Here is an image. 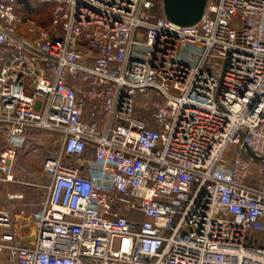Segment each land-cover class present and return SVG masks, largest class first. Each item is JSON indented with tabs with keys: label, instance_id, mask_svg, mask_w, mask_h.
<instances>
[{
	"label": "built area",
	"instance_id": "1",
	"mask_svg": "<svg viewBox=\"0 0 264 264\" xmlns=\"http://www.w3.org/2000/svg\"><path fill=\"white\" fill-rule=\"evenodd\" d=\"M37 132L46 197L0 210V264H264V0L192 27L162 0H0V184Z\"/></svg>",
	"mask_w": 264,
	"mask_h": 264
},
{
	"label": "rangeland",
	"instance_id": "2",
	"mask_svg": "<svg viewBox=\"0 0 264 264\" xmlns=\"http://www.w3.org/2000/svg\"><path fill=\"white\" fill-rule=\"evenodd\" d=\"M53 7L31 5V12L27 18L36 27L48 28ZM57 135L53 133L37 132L31 137L28 145L19 154L15 166L16 183L0 184V210L9 211L17 221L35 216L46 197V178L42 174V166L46 157L52 155L58 147ZM257 167H251L248 184L261 181L257 174ZM23 196L21 200H11L12 196Z\"/></svg>",
	"mask_w": 264,
	"mask_h": 264
},
{
	"label": "water",
	"instance_id": "3",
	"mask_svg": "<svg viewBox=\"0 0 264 264\" xmlns=\"http://www.w3.org/2000/svg\"><path fill=\"white\" fill-rule=\"evenodd\" d=\"M162 4L167 21L180 27H192L202 19L207 0H162Z\"/></svg>",
	"mask_w": 264,
	"mask_h": 264
},
{
	"label": "trees",
	"instance_id": "4",
	"mask_svg": "<svg viewBox=\"0 0 264 264\" xmlns=\"http://www.w3.org/2000/svg\"><path fill=\"white\" fill-rule=\"evenodd\" d=\"M31 5H39V6H44V7L51 6V5L39 4V3L28 2V1L23 2L21 4L20 8L18 9V15L20 16V18L22 19L23 22L29 21L27 18L29 17L30 13H32L31 12ZM51 7H53V6H51ZM51 20H52V13H51L50 24H51Z\"/></svg>",
	"mask_w": 264,
	"mask_h": 264
}]
</instances>
